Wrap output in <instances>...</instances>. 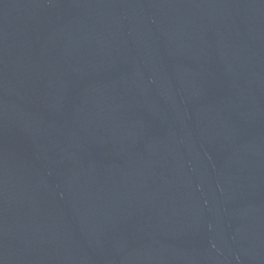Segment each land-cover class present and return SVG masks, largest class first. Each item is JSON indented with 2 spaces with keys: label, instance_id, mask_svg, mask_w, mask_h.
Segmentation results:
<instances>
[{
  "label": "water",
  "instance_id": "95a60500",
  "mask_svg": "<svg viewBox=\"0 0 264 264\" xmlns=\"http://www.w3.org/2000/svg\"><path fill=\"white\" fill-rule=\"evenodd\" d=\"M0 264H264V0H0Z\"/></svg>",
  "mask_w": 264,
  "mask_h": 264
}]
</instances>
